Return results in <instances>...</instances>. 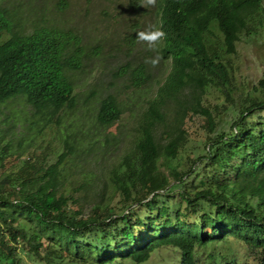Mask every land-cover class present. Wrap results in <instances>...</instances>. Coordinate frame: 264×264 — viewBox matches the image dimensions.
I'll list each match as a JSON object with an SVG mask.
<instances>
[{
	"label": "trees",
	"instance_id": "1",
	"mask_svg": "<svg viewBox=\"0 0 264 264\" xmlns=\"http://www.w3.org/2000/svg\"><path fill=\"white\" fill-rule=\"evenodd\" d=\"M12 3L0 0V264H26L23 254L42 264H140L159 246L176 251L171 264H264V75L241 97L227 130H216L220 106L202 100L211 85L233 102L228 55L242 35L264 29V0H157L149 8L119 0L136 17L127 44L150 21L163 23L166 38L149 51L160 56L157 72L135 50L130 57V46L117 70L141 92L150 80L155 87L135 108L134 98L108 92L65 124L63 113L78 109L68 71L96 57L97 42L87 46L71 26L37 23L41 13L24 28ZM15 98L30 108L28 117L7 110ZM125 110L136 114L130 146L96 188L89 169L62 173L67 160L105 157L116 135L108 128ZM192 115L201 118L204 138L184 167L171 165ZM43 127L60 148L51 161L22 153L30 129ZM14 156L20 162L5 167ZM229 239L243 248V260L212 252L199 260L198 247Z\"/></svg>",
	"mask_w": 264,
	"mask_h": 264
},
{
	"label": "rangeland",
	"instance_id": "2",
	"mask_svg": "<svg viewBox=\"0 0 264 264\" xmlns=\"http://www.w3.org/2000/svg\"><path fill=\"white\" fill-rule=\"evenodd\" d=\"M118 1L65 0L66 5L61 9H57L56 3L58 0H5V5L7 2L9 4L13 2L12 6H15L21 12V16L24 17V28H29L32 17L41 13V18H39V21L37 20V23L57 27L71 26L78 31L82 41L87 46L97 42L95 48L99 49L98 55L96 57L90 55L88 60H85L86 64L81 70L68 71L74 83L78 109H73L76 113L67 109V113H63L61 124H65L68 121L73 122L74 118L71 120V117L79 115V112H87L88 107L92 106L99 97L108 92L118 93L120 98L129 99L126 100L127 102L134 98L135 100L131 102L133 104L132 107L135 108L137 107L136 105L143 102V99L155 87V82L150 80L145 85L144 91L141 92L129 84L125 78L126 74L120 75L119 71L117 73V70L124 64L126 59L123 52L126 46H130L129 49H132L129 54L130 57H132L133 50L137 52V56L140 58H151L157 55L151 56L150 52L146 50V45L137 42V38L134 44L124 42L123 36L133 32V28H130V22L136 17L134 12L129 11L127 8L125 10L124 5H119ZM228 58L234 67L236 89L231 95L233 102H231L230 98L228 101L225 100L224 95L211 85L204 90L202 95L204 104L210 105V107L213 105L220 106L219 111H216L217 116L215 118L218 122L216 130L228 129L230 121L237 114L239 100L247 89L256 84L257 80L264 75V29L256 34L242 35L236 43L235 52L228 55ZM166 68H168L167 60L163 62L161 71L164 72ZM151 70L157 72L158 66H151ZM6 103L8 106L7 110L9 109L11 113L18 115V117H28L30 108L25 105L22 99L15 98ZM135 115H132L131 111L125 110L121 113L118 121L108 128L116 135L115 140L107 145L105 157L98 158L97 155H92L87 157L85 161L80 162V164L67 160L63 163L62 173L67 174L68 177H79L81 170L86 171V169H89L95 173L93 185L96 188L100 181L103 180L108 167L114 161H117L119 154L124 149L130 146L133 126L136 120ZM200 122L201 118L196 115H192L186 121L187 143L179 154L180 159H172L170 161L171 165L184 167L188 162L187 159L195 154L194 146L204 138V131L200 127ZM103 131L105 132L107 129ZM29 135H31V139L23 147V155L29 152H35L39 155L45 153L46 160L51 161L54 158L53 151L59 148L58 140L52 134V130L48 127H43L40 131L32 128ZM20 159L21 157L18 156L9 157L4 166L18 164ZM159 168L166 173L167 169L163 164H159ZM116 200L117 195H114L110 201L111 204L115 205ZM208 252H212L216 258L222 254L226 257L233 255L234 258L239 260L244 259L243 248L233 239L198 247L196 254L199 260H206ZM217 253L218 255L216 256ZM176 257V251L172 247L159 246L153 250L148 260L140 264H171L175 262ZM23 261L26 264H42V262L38 263L30 260L24 254ZM78 264L88 263L81 262ZM123 264H127L126 260L123 261Z\"/></svg>",
	"mask_w": 264,
	"mask_h": 264
},
{
	"label": "clouds",
	"instance_id": "3",
	"mask_svg": "<svg viewBox=\"0 0 264 264\" xmlns=\"http://www.w3.org/2000/svg\"><path fill=\"white\" fill-rule=\"evenodd\" d=\"M157 0H142L141 7L149 8L155 7ZM137 42L146 45L147 51L158 52V46L162 44L166 38V33L163 31V23H154L150 21L143 30L136 33ZM160 56L146 58L145 63L156 66L159 62Z\"/></svg>",
	"mask_w": 264,
	"mask_h": 264
}]
</instances>
